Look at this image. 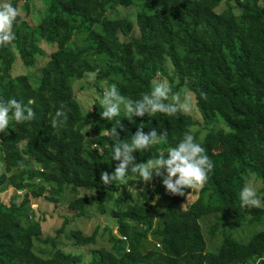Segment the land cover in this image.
Listing matches in <instances>:
<instances>
[{"label": "trees", "instance_id": "16d2710c", "mask_svg": "<svg viewBox=\"0 0 264 264\" xmlns=\"http://www.w3.org/2000/svg\"><path fill=\"white\" fill-rule=\"evenodd\" d=\"M41 1L33 21L27 17L31 0H8L20 15L14 39L0 46V99L15 98L35 113L23 123L10 113L11 129L0 137V191L6 181L24 189L19 201H0V264L84 261L58 239L70 218L55 234H44L30 206V197L41 195L60 204L66 186L73 215H88L94 204L114 219L90 233L70 230L74 244L106 239L90 247L87 264H264V0ZM221 2L227 4L217 10ZM131 4L134 19L107 14ZM43 42L54 48L40 63L47 55ZM17 57L24 70L14 75ZM97 69L100 98L116 84L125 98L140 99L165 76L173 93L192 94L194 110L134 117V123L121 110L103 120L100 100L85 108L73 90L76 78ZM36 98L48 103L37 113ZM59 109L68 118L53 128ZM117 120L126 128L122 141L130 142L141 123L146 133L153 127L167 131L166 142L133 153L137 162L166 155L191 129L214 164L206 183L185 196L168 194L155 174L153 188L131 172L124 181L103 185L100 173L113 172L118 163L112 159L114 141L104 134ZM249 182L259 208L241 206L239 193ZM154 193L163 206L152 211ZM233 232L248 237L241 241Z\"/></svg>", "mask_w": 264, "mask_h": 264}, {"label": "clouds", "instance_id": "9594fccd", "mask_svg": "<svg viewBox=\"0 0 264 264\" xmlns=\"http://www.w3.org/2000/svg\"><path fill=\"white\" fill-rule=\"evenodd\" d=\"M19 15V10L8 0L0 2V46H6L14 39L12 26ZM98 72L99 69L89 73V79L94 80ZM31 103L32 101H29V104ZM100 104L103 108L100 113L101 119L113 120L123 109L128 121L134 123V117L143 118L145 115L150 117L157 113L168 116H175L178 113L188 114L192 110V94L173 93L167 80H155L150 93L144 94L140 99L131 100L122 96L116 84H112L110 89L104 91ZM10 113L17 123L35 118L33 109L24 105L22 101H17L15 98L7 101L0 99V133H5L7 130ZM67 118V114L59 109L51 120V126L58 128L67 121ZM92 126L89 124V128ZM120 131H126V128L117 120L111 129H107L104 133L114 141L112 159L118 161L113 172L100 173V181L105 186L116 181H124L129 172L138 175L145 184L150 183L155 174V177L161 179L168 194L185 196L187 189L202 187L208 179V173L214 168L204 147L195 142L191 129L184 134L183 139L176 146L167 148L166 155L162 153L158 157L147 159L146 162H137L133 153L166 142L167 131H158L153 127L146 133L141 123L137 126L135 134L131 135L130 142L121 140ZM239 199L242 207L261 206L256 189L250 182L240 191Z\"/></svg>", "mask_w": 264, "mask_h": 264}, {"label": "rangeland", "instance_id": "374dc122", "mask_svg": "<svg viewBox=\"0 0 264 264\" xmlns=\"http://www.w3.org/2000/svg\"><path fill=\"white\" fill-rule=\"evenodd\" d=\"M21 1L22 0H20V2ZM0 2H3V0H0ZM30 3L31 5L27 17L35 21L40 16L39 11L42 10V7L44 6L43 4L44 2H42L41 0H31ZM226 4H227L226 2H221V4H219L216 7V9L221 10L226 6ZM136 11L137 9L135 4L126 5V6L117 5L115 7L110 8L107 11V14L111 16L114 15L128 16L134 19V15L136 14ZM21 12L24 15V11ZM42 46L44 47L47 55L39 60L40 63L44 62L47 59L48 54L54 48L53 45H50L49 43L46 42H43ZM169 65L170 66H168V69L171 72L173 67L171 63ZM23 70H24L23 64L21 63L20 59L17 57L13 65L14 75L22 72ZM160 80L168 81V78L163 76ZM73 83H74L73 85L74 95L79 99L81 103H83L85 108L91 106L96 99H99L100 101L103 99L99 97L100 96L99 91H97L96 87L94 86L95 85L94 80H90L88 74L82 78H76ZM34 105L36 107L35 109L37 113L41 108H47L48 103L45 98H36L34 100ZM192 109L194 110L193 106ZM11 123L12 121L9 118V124L6 132H9V130L11 129ZM87 129L88 128H86L85 131ZM5 133H0V137ZM1 155L2 152L0 149V157ZM2 166L3 163L0 160V171L2 170ZM154 180H152L150 183H147L148 185L152 186V188H153L152 184L154 183ZM129 190L131 191L132 194H136L138 192V189L134 187H130ZM23 192L24 189L16 190L12 184L6 181L3 183V189L0 191V201H4V202L19 201L23 195ZM86 192L87 190L85 189H79L77 191V193H86ZM71 196H72V192L70 191V188L66 186L64 191L62 192L60 198L61 199L60 204L47 199L44 195H41L39 197H33V196L30 197V206L34 210V215L37 218L42 219V229L44 234H55L56 228L61 225L64 218L66 216L70 218V220L65 224L63 231L59 233L58 239L63 249L81 252L84 256V261L81 264H87L88 250L90 249V247L101 243L102 244L107 243V241L105 238L104 239L99 238L95 244H91L87 246L74 244L71 242V239L69 238L68 235L70 233V230L80 228L86 233H90L94 229L97 223L100 224L99 230H101L102 226L105 223L112 224L114 219L110 215H108V213L98 212L94 204L88 206V211L91 212L88 215L87 214L84 216L73 215V211L68 206V200ZM152 202H156L153 207H150L152 211L157 210L163 206L162 197L158 193H154V199L152 200ZM208 224H209V219L205 221V225L208 226ZM115 230H116L115 227H113V231ZM232 235L233 237L241 241H245L246 238L248 237V234L245 236V233L242 235V234H235V232H233Z\"/></svg>", "mask_w": 264, "mask_h": 264}]
</instances>
